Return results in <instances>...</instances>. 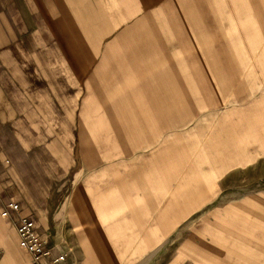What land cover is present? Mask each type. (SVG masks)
Here are the masks:
<instances>
[{
  "label": "crops",
  "instance_id": "0c3cea01",
  "mask_svg": "<svg viewBox=\"0 0 264 264\" xmlns=\"http://www.w3.org/2000/svg\"><path fill=\"white\" fill-rule=\"evenodd\" d=\"M244 10L0 0V264H29L20 216L60 264H162L173 175L201 196L264 178V59L229 31Z\"/></svg>",
  "mask_w": 264,
  "mask_h": 264
},
{
  "label": "rangeland",
  "instance_id": "374dc122",
  "mask_svg": "<svg viewBox=\"0 0 264 264\" xmlns=\"http://www.w3.org/2000/svg\"><path fill=\"white\" fill-rule=\"evenodd\" d=\"M239 17L229 31L244 44L245 60L264 59V0H245ZM182 140H188L185 133ZM249 175L244 184L229 178L227 190L218 183L208 191L224 193L214 196L194 195L180 175L172 176L180 187L166 189L172 194L165 197L162 264H264V178L260 169Z\"/></svg>",
  "mask_w": 264,
  "mask_h": 264
},
{
  "label": "built area",
  "instance_id": "2783aa9c",
  "mask_svg": "<svg viewBox=\"0 0 264 264\" xmlns=\"http://www.w3.org/2000/svg\"><path fill=\"white\" fill-rule=\"evenodd\" d=\"M8 162H5L7 164ZM20 206L8 198L1 217L8 218L11 213H19ZM17 245L29 264H60L65 255L51 257V250L38 231L35 221L30 216H20L16 226Z\"/></svg>",
  "mask_w": 264,
  "mask_h": 264
}]
</instances>
